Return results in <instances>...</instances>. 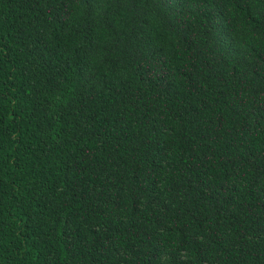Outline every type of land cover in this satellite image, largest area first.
<instances>
[{
	"label": "trees",
	"instance_id": "obj_1",
	"mask_svg": "<svg viewBox=\"0 0 264 264\" xmlns=\"http://www.w3.org/2000/svg\"><path fill=\"white\" fill-rule=\"evenodd\" d=\"M0 264H264V0H0Z\"/></svg>",
	"mask_w": 264,
	"mask_h": 264
}]
</instances>
